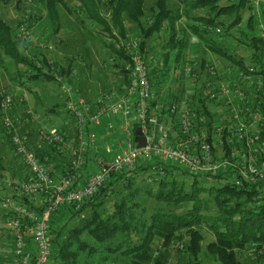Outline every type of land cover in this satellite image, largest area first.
Wrapping results in <instances>:
<instances>
[{
	"label": "trees",
	"instance_id": "obj_1",
	"mask_svg": "<svg viewBox=\"0 0 264 264\" xmlns=\"http://www.w3.org/2000/svg\"><path fill=\"white\" fill-rule=\"evenodd\" d=\"M3 1L0 0V63L9 60L20 77L16 85L36 95L39 102L41 90L46 92L47 97L55 99L57 95L47 91V86L53 84L60 99L64 98L67 103V96L59 89L54 72L59 73L79 91L81 97L90 102L100 93L126 94L130 78L124 71L128 57L123 43L130 42L132 37L140 40L141 55L148 65L157 102L163 108L178 105L183 100L187 83L185 77L178 79L175 75L171 78L170 74L172 71L175 74L185 72L187 53L193 46L191 38L197 41L195 46L202 50L198 66L189 72L187 89L201 86L208 65V53L239 68L251 64L264 71V39L252 15L251 0H180L177 8L170 4V0H155L149 9L146 8V0H75L77 6H70L67 0H31L44 12L51 31V27H55L56 32L62 28L64 9L66 16L76 17L81 28L88 26L93 30L90 31L91 37L100 38L101 49L106 53L105 62L110 63L104 66V73L108 77L114 70L117 78L112 84L106 80L102 90L94 82L97 81L93 77L94 62L85 63V68L80 67V76L78 72L73 75L79 67L77 61H86L84 55L62 61L55 55L56 52L49 55L37 47L32 48L31 41L19 40L16 37L19 22L9 23L1 16ZM245 11L250 12V16L242 29V13ZM51 34L48 33V37ZM50 59L55 61L54 70L48 65ZM171 61H174V70L170 68ZM179 68L181 71H177ZM91 83L95 84L92 90L94 95L98 92L94 98L87 95ZM39 84L41 87H38ZM35 87L40 91L35 93ZM60 99L55 107L47 111L46 116L61 118L62 112L58 111L62 106ZM192 105L199 107L194 101ZM23 108L26 109L22 115L25 117L30 110L25 103L19 107L14 105L13 114L18 116L17 111ZM30 111L37 119L34 111ZM0 114V138L7 141L20 165L19 168L4 167L0 160V174L20 182L26 178L28 170L8 141L1 121V109ZM49 124L76 141L77 121L72 116L69 115L56 126ZM37 127L33 122L22 129V132H30L33 147L40 142ZM104 128H107L105 123ZM98 132L100 138L105 134L104 129ZM112 137L114 135H108L107 139ZM99 144L102 145L103 140L99 139ZM39 153L41 158L50 157L51 172L55 167L65 169L69 164L68 156L56 157L47 146ZM160 166L161 163L155 166L150 162L138 163L134 168L114 175L78 211L67 207L53 215L50 221L52 257L48 264H203L204 260L206 263L244 264L242 257L252 251L251 257L258 260L264 258V181L245 183L239 187L232 181V175L203 176L228 182L222 187L207 189L194 180L188 190L186 178L196 176L172 164H162L164 173L160 174L154 170ZM84 175L87 178V173ZM181 177L184 181L179 180ZM148 182L157 187L156 193L149 189L152 186ZM13 193L0 181V210L3 212L0 225L12 216V213L2 210V203L8 198L36 210L31 200L15 198ZM202 196H205L204 199ZM146 198H152L157 204V209L152 213L143 202ZM204 229L214 237L206 252L203 246ZM0 263L15 264V261L11 256L0 255Z\"/></svg>",
	"mask_w": 264,
	"mask_h": 264
},
{
	"label": "built area",
	"instance_id": "obj_2",
	"mask_svg": "<svg viewBox=\"0 0 264 264\" xmlns=\"http://www.w3.org/2000/svg\"><path fill=\"white\" fill-rule=\"evenodd\" d=\"M251 2L252 15L264 39V0ZM29 4H33L31 0ZM16 37L31 41L32 48L49 55L54 52L48 43L36 40L26 16L20 19ZM139 46L140 40L123 43L128 57L124 71L130 84L122 96L106 92L93 102L87 101L54 72L59 89L67 96L66 110L77 121L75 142L56 127L38 123L40 142L31 146L30 132L22 129L37 119L30 110L25 117L14 115L15 95L4 93L1 121L28 175L15 183L0 174V181L13 190L15 198L31 200L36 210L14 198L2 203V210L12 216L0 225V255L11 256L15 264H48L52 257L53 215L67 207L78 211L114 175L141 162H150L152 166L161 163L154 169L160 174L164 173L162 164H172L193 176L232 175V181L239 187L264 181V71L251 64L239 68L208 63L201 86L188 87L181 103L163 108L157 102ZM31 60L36 62L33 57ZM48 65L55 69L53 59L48 60ZM193 101L199 107H194ZM105 117L117 119L118 127L127 135L125 144L113 141L114 137L103 142L104 145L99 144V130L104 129L105 137L116 131L113 122L104 128ZM143 140L145 147L139 149L137 145ZM114 144L120 149L116 154ZM44 146L51 148L56 157H69L59 179L50 171V157L40 156ZM101 147L106 154H101ZM93 149L97 156L89 159ZM86 171V182L79 185V178Z\"/></svg>",
	"mask_w": 264,
	"mask_h": 264
},
{
	"label": "rangeland",
	"instance_id": "obj_3",
	"mask_svg": "<svg viewBox=\"0 0 264 264\" xmlns=\"http://www.w3.org/2000/svg\"><path fill=\"white\" fill-rule=\"evenodd\" d=\"M29 1L30 0H4L1 4L2 18L6 22H9V23H14L15 21L17 22L18 20L20 23V19L26 16L27 21L31 27V32L33 36H35L36 40L39 42H43V43L47 42L53 45L51 47V49L54 50L53 53L56 52L55 55L62 61H65V59L66 60L67 59L69 60L72 58L75 59L83 54L84 58H86V61L84 62V59L77 61L79 65V67L77 68L78 76H80V67L81 69L85 68V65H87V63L94 62L96 65H95V69L93 72L94 74L93 77L95 76V80H97L94 82L98 83L97 85H99L101 90L103 89V85L106 80H108L110 83L111 82L114 83L116 81L117 78L114 74L115 72L114 70L110 73V75H108V77L104 73V66H109L110 63H108L107 61L105 62V60H107V58H104L106 53L105 51H102L101 49L102 44H101L100 38L91 37L90 31L92 32L93 31L92 29H90L88 26L85 27L84 29L81 28V26L78 24V20L76 19V17L70 16V15L66 16L67 15L66 11L62 9L63 13L65 12L64 17L62 18V22H61L62 28L60 29V31L56 32L55 27H51L53 31V34H51L52 31L50 30V27L48 28L49 24L47 22V19L45 18L44 12L40 10V7L36 2H33V4H29ZM67 1L69 2L70 6L78 5L77 1L75 0H67ZM154 2L155 0H146V8L147 9L151 8ZM170 4L174 6V8H177V6H179L180 4V0H170ZM32 16H34L33 17L34 19H32L33 23L30 22ZM249 16H250V12L248 11H245L242 13V18L244 21V23L241 26L242 29H244V26L246 25V22ZM68 32L69 33L72 32V33L69 34ZM48 33L51 34V37H48ZM132 38L133 39H131V41H134L136 37H132ZM191 44L193 46H191V48L188 50L187 57H186L187 62L184 65L185 72H179L175 74V71H172L170 74L171 78H173L175 75L177 76L178 79L185 77V82H187L185 84V93L187 92V85L189 84L188 73L190 72L192 65L198 64L197 61H199V58H200L199 54H200V51L202 50L198 46H195L197 44V41L194 38H191ZM207 60H208V63L214 62V63L219 64L221 67L231 66L229 62L223 60L222 58L217 57L216 55L212 53H208ZM8 61L9 60L5 59L3 63L4 66L3 64L0 63V104L3 99L4 93L8 92V93L14 94L15 99H16L15 106L19 107L25 103L27 109L34 111L35 115L37 116V120L35 121V126L39 125L38 123H46L47 125H50L49 123H52L53 125L55 124L56 126L58 123L62 122L63 120L69 117V114L67 113L66 106H65V103H66L65 99L64 98L60 99L58 92L56 91L55 85L49 84L47 86L48 87L47 91L54 93V95H57L55 97L56 100L54 98L52 99V98L47 97L46 92L41 90L40 94L42 98H41V101L39 102L36 98V95H34L33 93L31 94L29 91L24 89L25 87H19L18 84L16 85V82H18V80L20 81L19 79L20 77L18 74H16L17 71L11 67ZM155 61H157V59H155ZM173 62L174 61H171L170 63V68L172 70H174L173 68L175 66ZM179 69L177 71H181V69L180 70ZM9 73H11V75ZM90 85L91 87L89 91L94 90L95 84L93 85L91 83ZM38 87H41V84H39ZM178 87L180 89V85H178ZM39 91L40 89L38 90L35 87V93ZM96 95H98V92L96 93ZM58 98L61 100L60 104L62 105L58 109V111L62 112L61 118L56 119L52 116L51 117L46 116L45 114L47 113V111L52 109L53 107H55L57 103H59ZM24 111H26L25 108H23V110H18L17 113L22 116L24 114ZM106 119L108 118L105 117L103 119V123H105V126H107ZM56 120H58L57 123H56ZM109 121L113 122L116 127V133L113 134L114 135L113 141L116 140L117 143L125 144L127 141V135L121 131L120 127H118L119 122H117V119L111 117ZM105 142H108V140L106 139L104 143ZM111 144L113 145V142H111ZM100 150H102L101 151L102 155L106 154L102 147L100 148ZM119 150H120L119 147H117V145L114 144L113 153L116 154L119 152ZM90 153H91L90 155H92L91 156L92 159L96 158L97 155H95V149H93ZM0 160L4 167L10 166V167L19 168L20 166L19 163H17L16 158L11 148L9 147L7 141L4 140L3 138H0ZM92 169L95 170V167H93ZM179 180L184 181V178L181 177L179 178ZM194 180H198L199 182H201L204 185V187H206L207 189L212 188V187L219 188V187L224 186L228 182L225 180H216L213 178H206L203 176H196L195 178L188 177L186 178V187H188V190H190V187ZM148 183H149L148 185L151 187L152 186L150 184L151 182H148ZM149 189H153V192L156 193L155 191L157 187L152 186V188H149ZM204 197L205 196H202L203 199ZM143 202H145L146 207L149 210V213H152L157 209V204L152 198H146L144 199ZM2 215H3V212L0 210V218L2 217ZM67 218H69V216H67ZM203 235L205 238L203 246H204V251L206 252L207 246L214 241V237L212 234H210L207 231V229L203 230ZM253 252L254 251H252V253L250 254L253 255ZM250 254L249 255L244 254V256L242 257V262L244 264H264V258H260V260H258L255 257H251ZM176 257L178 258L179 256H176ZM203 264H220V263L218 262H207L206 263L204 260Z\"/></svg>",
	"mask_w": 264,
	"mask_h": 264
},
{
	"label": "crops",
	"instance_id": "obj_4",
	"mask_svg": "<svg viewBox=\"0 0 264 264\" xmlns=\"http://www.w3.org/2000/svg\"><path fill=\"white\" fill-rule=\"evenodd\" d=\"M83 55V54H82ZM95 92L93 93V91H89V93L87 94L88 96H93V98L95 97ZM106 123H107V125H109L111 122L109 121V118L108 119H106ZM106 139H107V136L105 137V134L104 135H102V137L100 138V140H103V142L104 141H106ZM108 141L110 140V139H107ZM95 154H96V152H95ZM92 155H90V157H89V159H91L92 157H91ZM60 168H56L55 167V169H53V172H54V176L56 177V178H60V176L64 173V167H62V166H59ZM85 175L84 174H81V176H80V182H85V180H86V177H84ZM82 178V179H81ZM83 178H85V179H83ZM81 180H84V181H81ZM80 182H79V185H81L80 184ZM3 257H5L6 255H2Z\"/></svg>",
	"mask_w": 264,
	"mask_h": 264
},
{
	"label": "water",
	"instance_id": "obj_5",
	"mask_svg": "<svg viewBox=\"0 0 264 264\" xmlns=\"http://www.w3.org/2000/svg\"><path fill=\"white\" fill-rule=\"evenodd\" d=\"M140 135H141V133L138 132V133H137V136H140ZM137 147H138L139 149L144 148V147H145V141H144V140H143V141H139Z\"/></svg>",
	"mask_w": 264,
	"mask_h": 264
}]
</instances>
